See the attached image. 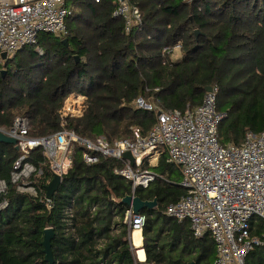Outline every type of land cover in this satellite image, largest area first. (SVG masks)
I'll list each match as a JSON object with an SVG mask.
<instances>
[{"label":"trees","instance_id":"1","mask_svg":"<svg viewBox=\"0 0 264 264\" xmlns=\"http://www.w3.org/2000/svg\"><path fill=\"white\" fill-rule=\"evenodd\" d=\"M129 1L142 13L129 31L113 15L118 0H72L66 35L42 33L36 45L18 51L24 57L0 56V127L25 116L30 135H50L61 129L65 100L83 94V113L67 126L114 142L135 131L147 135L157 111L194 109L207 87H217L223 145H241L248 131L264 130V0ZM176 47L181 58L174 60ZM139 99L151 108L139 106ZM82 153L76 146L72 166L47 200L53 172L43 151L30 157L43 169L33 178L39 189L34 197L11 182L19 152L0 142V180L7 183L0 192V264H49L41 244L47 228L55 233L54 264H214L210 234L196 238L189 221L165 213L186 194L178 166L162 157L154 168L160 177L133 193L131 182L115 173L123 160L89 165ZM131 194L158 202L141 210L143 262L130 240V207L121 201ZM246 263L264 264V247L252 250Z\"/></svg>","mask_w":264,"mask_h":264},{"label":"built area","instance_id":"2","mask_svg":"<svg viewBox=\"0 0 264 264\" xmlns=\"http://www.w3.org/2000/svg\"><path fill=\"white\" fill-rule=\"evenodd\" d=\"M100 0H96L99 2ZM72 0H0V53L8 56L29 45H36L42 33L64 36L72 13ZM115 17L124 20L127 31L142 21L140 9L129 0H118ZM85 95H70L60 109L61 129L47 136L30 135V120L17 116L12 126L0 131L14 138L19 152L11 170V182L21 193L34 197L39 189L33 178L43 174L30 157L41 149L51 171L63 177L73 164L76 146L83 147L87 164L102 158L121 159L124 166L115 173L132 184V191L148 188L160 177L154 170L162 157L179 167L180 185L186 194L167 206L165 213L182 222L189 221L194 237L209 233L216 247L214 264H247L248 254L264 247V130L248 131L241 145H223L218 129L225 115L218 111V88L206 92L194 109L161 110L147 135L110 142L104 136H80L67 126L69 118L83 113ZM138 105H151L138 100ZM130 151L135 163L124 158ZM7 183L0 180V192ZM4 201L1 206L5 207ZM131 234L143 230L145 216L126 212ZM261 230V233H257Z\"/></svg>","mask_w":264,"mask_h":264},{"label":"water","instance_id":"3","mask_svg":"<svg viewBox=\"0 0 264 264\" xmlns=\"http://www.w3.org/2000/svg\"><path fill=\"white\" fill-rule=\"evenodd\" d=\"M196 34H198V31H196ZM67 43V40H65ZM0 56L3 60L8 59V54L6 52L0 53ZM77 59H79V56H76ZM4 71V70H3ZM5 72V71H4ZM212 90V87H207L206 91L210 92ZM160 114V111L158 112ZM0 142L8 143L15 145L17 141L6 135L5 133L0 131ZM124 158L128 159L132 165L135 163L134 156L130 151L126 152L124 154ZM62 182V176L59 174H54L53 179L47 184L46 186V193L45 197L47 200H52L54 197V194L57 192V190L60 187V184ZM123 203L127 204L133 211L134 214H140L141 210L144 208H155L158 205L157 200H142L139 196H136L135 194L127 195L122 200ZM55 233L53 228H47L44 231V236L42 240V245L44 247V254H45V260L49 264H54V256L52 251V240L54 239ZM131 239V236H130Z\"/></svg>","mask_w":264,"mask_h":264},{"label":"bare ground","instance_id":"4","mask_svg":"<svg viewBox=\"0 0 264 264\" xmlns=\"http://www.w3.org/2000/svg\"><path fill=\"white\" fill-rule=\"evenodd\" d=\"M141 230H136L134 231L133 233V243L135 246L138 247V256L144 260L146 257H145V252H144V249L142 248V239H141Z\"/></svg>","mask_w":264,"mask_h":264},{"label":"rangeland","instance_id":"5","mask_svg":"<svg viewBox=\"0 0 264 264\" xmlns=\"http://www.w3.org/2000/svg\"><path fill=\"white\" fill-rule=\"evenodd\" d=\"M60 37H62V36H60ZM15 56H17L18 58H19L20 56L24 57V56H25V53H23V52H18ZM173 58H174V60H177V59L181 58V51H180L179 47H176V48L174 49V55H173ZM4 71H6V69H4Z\"/></svg>","mask_w":264,"mask_h":264},{"label":"crops","instance_id":"6","mask_svg":"<svg viewBox=\"0 0 264 264\" xmlns=\"http://www.w3.org/2000/svg\"><path fill=\"white\" fill-rule=\"evenodd\" d=\"M133 234H134V233L131 234V239H130V240H131V243H132V245H133V247H134V250H135V252H134L135 258H136L138 261L143 262V261H145L146 258H145L144 260H142V259L138 256V254H137V253H138V252H137V251H138V247L135 246L134 243H133ZM141 239H142V247H143V235H142V232H141ZM143 249H144V248H143ZM144 251H145V250H144ZM145 255H146V253H145ZM145 257H146V256H145ZM215 257H216V256H215Z\"/></svg>","mask_w":264,"mask_h":264}]
</instances>
